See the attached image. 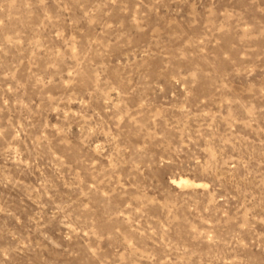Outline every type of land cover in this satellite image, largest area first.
I'll use <instances>...</instances> for the list:
<instances>
[{"label": "rangeland", "instance_id": "rangeland-1", "mask_svg": "<svg viewBox=\"0 0 264 264\" xmlns=\"http://www.w3.org/2000/svg\"><path fill=\"white\" fill-rule=\"evenodd\" d=\"M0 264H264V0H0Z\"/></svg>", "mask_w": 264, "mask_h": 264}, {"label": "bare ground", "instance_id": "bare-ground-1", "mask_svg": "<svg viewBox=\"0 0 264 264\" xmlns=\"http://www.w3.org/2000/svg\"><path fill=\"white\" fill-rule=\"evenodd\" d=\"M177 181H178V182H179V181H183V182H186V183H188V182H189V183H195V184H198V183H196V182L190 181V180H189V179H187V178H182V177H181V178H179V180H177Z\"/></svg>", "mask_w": 264, "mask_h": 264}]
</instances>
